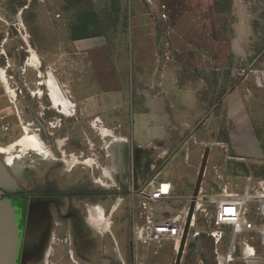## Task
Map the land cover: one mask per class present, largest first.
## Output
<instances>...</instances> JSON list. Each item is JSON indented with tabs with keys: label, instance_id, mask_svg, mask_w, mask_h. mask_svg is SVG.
Instances as JSON below:
<instances>
[{
	"label": "rangeland",
	"instance_id": "1",
	"mask_svg": "<svg viewBox=\"0 0 264 264\" xmlns=\"http://www.w3.org/2000/svg\"><path fill=\"white\" fill-rule=\"evenodd\" d=\"M227 5L230 8L225 10ZM150 7L163 34V51L168 49L167 33L175 20L184 14L199 20L217 41L220 50L215 57V91L212 102L210 100V104H214L211 114L214 113L217 130L211 146L220 149L221 154L217 156L218 171L208 172L202 187L205 193L215 195L219 185L216 176L220 174L235 191L242 192L246 176L264 177V0H153ZM132 14L131 0H0V48L4 47L8 53V66L15 62L13 52L24 45L23 39L37 46L41 62L37 81L47 83V74L52 70L63 92L76 104L87 95L88 82L91 81L90 70L78 42L102 35L113 48H118L119 43H126L128 39ZM31 57L32 54L27 62ZM38 70L27 64L8 69V77H14L10 80V87L14 90L11 84L16 87L15 81L26 87L19 102L7 93L0 76V147H8L22 138L25 126L40 134L24 123L32 124L31 109L38 100L33 95L36 89L32 85ZM34 85L38 86L36 82ZM30 86L32 89L28 90ZM42 89L45 91L44 86ZM227 96L228 101L225 99ZM38 102L41 113L42 105L50 109L45 110V122L41 121L40 128L51 131L49 127L54 122L52 129L62 153L69 139L67 150L70 156L80 157L81 163L67 173L63 170L65 165L57 161L56 155L54 162L42 156L39 158L33 152L20 159L17 147L14 151L15 164L11 166L7 163V156L0 154V197L2 194L17 196L26 192L34 187L38 173L47 175L49 171H54L62 181H70L72 194H80L72 197L69 206V230L75 243L74 250L76 248L75 262L135 264L137 257L145 264H175L177 243H154L144 247L133 241L132 197L111 187L107 179L101 178L102 172L96 169L107 158L111 144H114H109L107 148L92 125L96 119L93 122L77 105L75 114L70 117L51 109L46 98ZM90 141L95 147L90 146ZM57 155L60 156L59 150ZM89 158L98 159L100 163L97 162L96 166L84 164ZM164 176L165 170L158 174L162 180H168ZM99 178L103 179L102 183L97 182ZM196 179L197 174L191 188L179 193L181 197L194 191ZM16 196L0 200L1 243L9 254L6 258L0 253L4 264L15 263L11 259L14 244L18 241L15 236L18 228L15 211L22 203ZM119 200L121 206L111 217L110 233H100L89 222V210L100 207L109 216ZM30 204V213L34 217L46 207V202L42 200L31 201ZM182 205L183 202H174L155 206L153 210L164 213L167 218L177 213ZM208 212V216L197 217L195 232L199 233V237H188L181 264H215L218 254L222 255L227 250L230 225L223 226L225 240L217 247L210 236L216 227L214 210L209 209ZM50 218L51 215L46 213L40 220L46 222ZM86 238L88 240L83 244Z\"/></svg>",
	"mask_w": 264,
	"mask_h": 264
},
{
	"label": "crops",
	"instance_id": "2",
	"mask_svg": "<svg viewBox=\"0 0 264 264\" xmlns=\"http://www.w3.org/2000/svg\"><path fill=\"white\" fill-rule=\"evenodd\" d=\"M131 4L126 43L115 49L102 35L78 42L91 81L87 95L76 105L115 136L107 158L102 163L97 159L101 165L96 168L111 187L129 195L155 176L162 180L158 174L165 170L164 179L180 196L198 177L206 149L205 175L219 169L221 151L211 146L217 129L210 100L220 49L199 20L184 14L167 33L168 49L163 51V34L150 7L153 0H131ZM101 178L97 182L102 183ZM132 202L134 213L139 201L135 197ZM155 213L165 219L164 213Z\"/></svg>",
	"mask_w": 264,
	"mask_h": 264
},
{
	"label": "built area",
	"instance_id": "3",
	"mask_svg": "<svg viewBox=\"0 0 264 264\" xmlns=\"http://www.w3.org/2000/svg\"><path fill=\"white\" fill-rule=\"evenodd\" d=\"M139 156V155H138ZM137 157V166L139 164ZM218 192L207 194L201 189L195 198L191 195H176L175 187L169 180L157 176L146 181L137 190L130 192L132 199H138V211L132 217V238L137 245L149 246L154 243H177L183 238L191 204L195 203L189 237L197 238L195 232L197 217L208 216L214 210L215 229L211 238L218 247L225 240L223 226L230 225L231 235L227 250L215 264H264V177L246 176L242 192L235 191L224 177L218 175ZM183 202L180 210L171 217L161 220L153 208L159 204L169 205ZM135 264H145L135 258Z\"/></svg>",
	"mask_w": 264,
	"mask_h": 264
},
{
	"label": "flooded vegetation",
	"instance_id": "4",
	"mask_svg": "<svg viewBox=\"0 0 264 264\" xmlns=\"http://www.w3.org/2000/svg\"><path fill=\"white\" fill-rule=\"evenodd\" d=\"M23 42L24 45H22L20 49H16L15 53L13 52L15 62L13 64H8V66L6 61V58H8V53L6 50H4V47L2 48L3 50L0 48V66L7 68H4L7 74L8 69L12 66L20 67L22 64L28 65L29 61L27 62V59H29V55L32 54L31 50H33L38 55L37 46L26 43L24 39ZM39 77L40 76L38 70L37 76L35 77V82L38 84V86L34 85L35 82L32 85L33 89H36V92L32 91L33 95L34 97L37 96L35 98H37L38 100L46 98L50 102L52 109L53 105L51 104V101L48 97L46 83L37 81ZM8 79L9 82H11L10 80H14V77L11 76V79L9 77ZM13 83L16 84V87L14 86V84H11V86L16 91L17 99L19 102V97L20 95L22 96L24 94L26 87L20 82L15 81ZM42 86L45 87V91L42 89ZM27 89L31 90L32 88L30 86L27 87ZM39 90L42 92L41 96L38 94V92H40ZM38 100H36V104H34L31 109L32 124L26 123V121H24V123L32 126L34 130H37L40 133L39 136L42 141L47 144V146L51 150L53 157L48 158L47 160L54 162L58 157L57 161L65 165L63 170H65V172L67 173H70L71 171L69 170L68 163L65 159L70 158V153L67 150L69 139H67V143L66 140H64L66 143L65 151L67 152V155L65 151L64 153H62V150L58 145V140H56L55 138V132L52 129L54 127V125L52 126V123L54 122L50 124L49 130L51 129V131L40 128V126H42L41 121L43 120L45 122V110L50 109L44 107L45 105H42L41 111L43 112L41 113L39 110L40 103L38 102ZM26 108L27 110H29L28 106ZM21 113H23V110H21ZM24 123L22 122V124ZM51 137H53L54 139H51ZM65 143L63 146H65ZM57 149L60 151V156L57 155ZM36 155L39 158H41L42 156L39 154ZM54 173V171H49L47 175H45L44 173H38L35 185L31 189H27L26 192L23 193H18L17 196L11 194H2V196L0 197V200L2 201L6 198L8 200L15 198L16 196L19 197L22 202L21 204L17 205L15 211L16 222L18 224V228L15 231V236L18 237V241L14 244V250L12 252L13 257L11 259L12 261L15 260L14 264H71V262H73L74 264H78L77 261H74L76 248L74 250L73 245L75 246V243L72 240V236L69 230V206L72 197L79 196L80 194H72L70 181H66V179L62 181L61 178L56 177ZM35 200H42L46 202V207L43 208L41 212L36 215V217L32 216L30 213V203L31 201ZM46 213L51 215L50 220H47L46 222L42 219L40 220V218H42ZM66 227L67 232L65 231ZM8 233L9 235H11L10 232ZM85 242L86 240L83 239L82 243L85 244ZM5 247L8 246L5 245ZM2 254L5 255L6 258L9 255L8 251L6 252V250L4 252L2 251Z\"/></svg>",
	"mask_w": 264,
	"mask_h": 264
},
{
	"label": "bare ground",
	"instance_id": "5",
	"mask_svg": "<svg viewBox=\"0 0 264 264\" xmlns=\"http://www.w3.org/2000/svg\"><path fill=\"white\" fill-rule=\"evenodd\" d=\"M32 52V58L28 62V66L31 68H34L35 70H38L40 66V61L38 55L31 50ZM48 80L46 83L47 91H48V97L51 101V104L53 105L54 109H57L58 111H61L62 114L66 116L72 117L76 110V104L71 100V98L63 92L61 89L53 71L48 72ZM0 76L2 78L3 84L5 85V89L7 93L11 96V98L14 100V98H17L16 91H14L10 87V82L7 77V72L5 69H3L0 66ZM40 91V90H39ZM38 94L41 96L42 92H38ZM94 129L100 134L101 138L105 141V144L108 145L110 142L108 140H111L112 138H115L112 132H110L108 129H106L103 125H98L95 121L93 124ZM90 146L95 147L94 144L90 141ZM19 147V155L18 158H22L23 156L27 155L28 153H35L42 155L44 158H52L53 154L47 144H45L40 136L36 134L30 127L25 126L24 127V135L22 138L17 140L14 144L9 145L8 147H0V154L7 156V163L11 166L15 164V155L14 151L16 148ZM66 162L68 163V168L73 169L76 166V164L81 163L80 157L77 155L70 156V158H65ZM84 164L90 165V166H96L98 163L96 159L89 158L84 161ZM99 168V166H98ZM104 172L106 175H109V172L104 169ZM121 204L118 202L114 205L113 211L109 216H107L104 212V210L100 207H93L89 210V222L90 224L100 233L108 234L111 231V217L113 214L120 208Z\"/></svg>",
	"mask_w": 264,
	"mask_h": 264
},
{
	"label": "water",
	"instance_id": "6",
	"mask_svg": "<svg viewBox=\"0 0 264 264\" xmlns=\"http://www.w3.org/2000/svg\"><path fill=\"white\" fill-rule=\"evenodd\" d=\"M208 156H209V148L206 149V151L204 153L202 163H201V166L199 169L196 186H195V189L193 191V196L195 198L199 195V192L202 189V184H203V180H204V176H205V172H206V167H207ZM194 211H195V203L193 202L190 206L189 215H188V219H187V222L185 225L183 238H182L180 245L178 247L177 258H176L175 264H181L183 252H184V249L186 247V243H187V240L189 237V232L191 229V223H192V217H193ZM2 251L4 252V247L1 243V235H0V253H1V255H2ZM0 264H4L1 256H0Z\"/></svg>",
	"mask_w": 264,
	"mask_h": 264
},
{
	"label": "trees",
	"instance_id": "7",
	"mask_svg": "<svg viewBox=\"0 0 264 264\" xmlns=\"http://www.w3.org/2000/svg\"><path fill=\"white\" fill-rule=\"evenodd\" d=\"M229 8H230L229 5H227L226 8H225V10H228Z\"/></svg>",
	"mask_w": 264,
	"mask_h": 264
}]
</instances>
